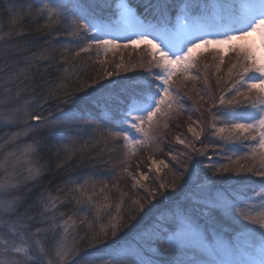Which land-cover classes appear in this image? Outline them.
Here are the masks:
<instances>
[{
	"label": "snow or ice",
	"instance_id": "6c2138e0",
	"mask_svg": "<svg viewBox=\"0 0 264 264\" xmlns=\"http://www.w3.org/2000/svg\"><path fill=\"white\" fill-rule=\"evenodd\" d=\"M6 10L16 24L25 6ZM27 14L68 40L0 54V126L33 136L0 159V264H264V0H41ZM40 134L72 171L33 198L50 170L31 159Z\"/></svg>",
	"mask_w": 264,
	"mask_h": 264
},
{
	"label": "rangeland",
	"instance_id": "374dc122",
	"mask_svg": "<svg viewBox=\"0 0 264 264\" xmlns=\"http://www.w3.org/2000/svg\"><path fill=\"white\" fill-rule=\"evenodd\" d=\"M9 2H10V0H0V6H3L4 7L3 9H5V12L7 13V19L1 20V17H0V34L5 35V40L0 42V54H3L4 47L6 45H12V44L18 43L21 46L20 39H22V37H21V35H16V33L23 32L22 21L21 20H23L24 17L28 16V18L31 20V23L33 25L36 24L37 28L39 29V26H38V20L39 19L37 20L36 23H33V19H32L33 17L30 18V16L27 14V5L29 3L39 4L41 2V0H11V2H13V3L22 4V5L25 6V10H24L23 13L20 14V17L18 18L19 22L16 23V24H13V22H12L10 16H9V13L6 10L7 5H8ZM53 2H55V0H53ZM210 2H211V0H210ZM9 33H11V35H7ZM58 39H59V41H62L64 43L68 40L64 36H58ZM5 42L8 43V44H6ZM140 47L142 48L143 46H140ZM86 56H87V54L84 55V57H86ZM137 58L138 57L134 55L131 62H135V60ZM111 59H112V56H111V54H109V60H111ZM118 59H119V57H117V60ZM206 59L208 61H210L211 57L208 56ZM131 62L128 61L127 53H125V63L129 64ZM79 67L86 69V72L83 74L81 83H83L87 79V77L91 78L93 76L94 68L92 66H90V62H85V58L81 59V64L79 65ZM95 67L98 68L99 66L97 65ZM86 73H88V74L86 75ZM136 74L137 73H135V72H129L128 73V75H136ZM58 75H60V74L58 73ZM23 100H24V97L22 96L20 101H16L15 103H17V104L22 103ZM11 106L12 105H6V107H11ZM53 108H54V106H53ZM45 115H47V112L45 113ZM33 123H35V122H33ZM17 127H18L17 125L0 126V146H2V147H0V159H3V157L6 154L10 153V152H16L19 155V153L22 152V150H23V146L25 144L33 141V136L30 135L28 137H21L20 139L16 140L15 142H11L9 140V137H10V135L12 133L17 131ZM43 137H44V134H40L38 138L41 139ZM166 147H168V146H166ZM174 147L179 148L180 146L179 145H174ZM116 155H118V154H116ZM146 156H147V153L145 152V153L139 154L137 157H133L132 159H133V161H139L141 163V165H143L146 162ZM113 158L115 159L116 157L114 156ZM158 158H160V157H158ZM22 159H27V158L23 157ZM31 159L33 161H39V162L41 161V157L39 155H34V156H32ZM17 167H18L19 170L26 171V169H27V165L23 164V163L19 164ZM132 168L135 171V169H136V164L135 163L132 164ZM9 170L11 171V167L10 166H9ZM144 171H147L146 167L144 168ZM0 175H2V173H0ZM253 179H255V178H253ZM121 183L123 184V182H121ZM48 189L49 188H46V190H48ZM52 191H53V193H55V187H52ZM40 192L41 191L34 190L33 193H32V197L33 198L36 197ZM113 198L115 199V194H114ZM232 228H235V226L233 225ZM122 239H127V238H119V236L116 238L117 241H122ZM109 241H110L109 244L113 243V241H111V239ZM101 249H103V248H101ZM93 251H97V250L93 249Z\"/></svg>",
	"mask_w": 264,
	"mask_h": 264
},
{
	"label": "trees",
	"instance_id": "16d2710c",
	"mask_svg": "<svg viewBox=\"0 0 264 264\" xmlns=\"http://www.w3.org/2000/svg\"><path fill=\"white\" fill-rule=\"evenodd\" d=\"M3 8H4L3 6H0L1 20L7 19V13L5 12V9H3ZM140 11H142V9H140ZM21 21H22V29H23V33H24L21 36L22 39H20L21 46L24 47L25 45H27L29 43L34 45V47L31 48V51L29 53H27L28 55H31L32 52H36V51L44 48L49 41H51L52 43H55L58 46L61 44H64V42L59 41L60 38L58 39V36H64L68 39L67 35L64 34L62 29L58 30L56 37L54 39L53 36L44 34L46 32V30H39L38 31L37 25L36 24L33 25L31 23V20L28 18V16L24 17V19ZM42 23H43V20L39 19L38 20V26ZM6 44H8V43H6ZM84 55H86V54H83L82 58H86V57H84ZM58 73L59 72L53 68V69L49 70L47 75H48V78L51 80V79H54L55 77H57ZM87 74L88 73H86V75ZM89 79H90V77H87V79L85 81H87ZM81 82H82V80H81ZM40 83L43 84V81H40ZM52 106H54V103ZM40 141L43 145L39 151V156L41 157V161H40L41 163L40 164L44 165L47 163L50 170L47 172L46 175L41 177L40 182H39V186L37 188H35L34 190L45 191L46 188H49L52 190V187H56V185L64 178V176L68 172L72 171V169L67 168L64 170L57 171L56 170V157L54 156L55 145H56L55 140L50 141L49 139H45L43 137L40 139ZM60 159L62 160L63 157L61 156ZM76 171L86 174L89 170L86 168L80 167V168H77ZM49 181H51V183H49ZM177 192H179V189H177ZM230 227L232 228L233 226H230ZM126 232L128 233L127 236H126L125 232H122L120 234L119 238L130 239V234L132 232V229H127ZM109 243H110V241L107 242V244H101L98 246V248H96L94 250L101 251L104 248H106ZM86 246L87 245L85 244V247ZM101 248H103V249H101Z\"/></svg>",
	"mask_w": 264,
	"mask_h": 264
}]
</instances>
